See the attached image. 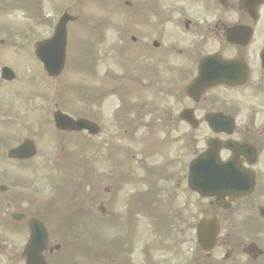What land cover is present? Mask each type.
<instances>
[{
	"label": "flooded vegetation",
	"instance_id": "flooded-vegetation-1",
	"mask_svg": "<svg viewBox=\"0 0 264 264\" xmlns=\"http://www.w3.org/2000/svg\"><path fill=\"white\" fill-rule=\"evenodd\" d=\"M101 1L106 10L97 14L104 24L114 19L117 25L112 33L101 34L102 51L111 53L115 46L132 89L123 105L136 115V129L162 133L160 157L171 172H156L155 153L142 152L141 141L134 169L143 176L174 179L176 192L187 193L189 133L196 132L197 156L215 139L214 160L230 162V175L246 182L239 196L224 193L218 201L162 205L180 213L173 226L180 235L165 242L169 252L158 257L132 251L139 243L127 241L125 251L105 253L102 264H264V0ZM87 26L88 35L101 30L94 18ZM118 158L121 167L124 152ZM33 160H8L0 173V223L5 226L7 221L11 225L13 211L39 217L37 212L55 206V191L51 199L43 198L41 178L14 177L12 162ZM194 222H211L215 228L204 234L215 233V239H201L199 246L195 235L193 242L185 233ZM0 255L8 256L9 264H26L22 254ZM0 264L7 263L0 259Z\"/></svg>",
	"mask_w": 264,
	"mask_h": 264
},
{
	"label": "rangeland",
	"instance_id": "rangeland-1",
	"mask_svg": "<svg viewBox=\"0 0 264 264\" xmlns=\"http://www.w3.org/2000/svg\"><path fill=\"white\" fill-rule=\"evenodd\" d=\"M6 6L12 7V10L8 11L11 12L9 15L13 20H8L5 17L4 12L7 9ZM65 10H70L76 13V15H84L83 12L86 11V5L81 3L80 0H13V4L0 5V30L5 29L4 32L0 33V42L5 40L8 44H15L11 37L12 35L6 31L11 30V27H23V30L18 29L20 32H18L17 35L21 39L20 43H23V45L25 44L23 49H19L18 51L0 50V70L2 67L8 66L13 70L15 69V72L17 71L15 82L6 83L0 81V110H2L0 111V134H8L2 139L7 148L13 145L16 146L24 139L29 138L35 141L37 140V144L41 148L44 147L46 149L48 144H52L55 138L54 128L51 125L53 124L52 114L56 108L78 117H93L94 120L97 121V119H102L104 117L103 110L112 102V99H108V102H104V104L101 105L99 102V96L103 91L101 84H88L85 79V66L82 65L75 52V49H77L79 45L83 46L85 39L78 33L77 26L73 25L71 26L72 29H70L72 31L70 32L71 38L69 41L68 63L60 79H48L33 57V44L52 33V26L58 21ZM14 20L18 23H10ZM88 91L92 92L94 95L91 99L87 98L88 95L90 96ZM113 128V126L107 127L105 135L108 137H116L118 132ZM154 134H158V139H161L162 133L155 132ZM191 134L192 133H190V135ZM196 136L197 134H194V137ZM102 139L103 137L94 139L95 146L100 149L105 142V139L101 141ZM113 141H115V139H113ZM113 141L108 143V148L114 149L116 147L117 142ZM77 142L78 139H74V137H61L56 142L55 149L56 151H60L61 156L70 154ZM132 144V148L137 149L136 142H132ZM141 145V147L147 146L146 143ZM195 146L196 144L194 142L189 143V160L196 155V151L192 149ZM42 152H45L43 148ZM93 160L95 161V166L93 167L95 171L92 175L90 174V177L85 179L90 182L87 186V194L94 196V199L97 196L96 201H99L102 200V196L106 194L105 190L112 189L113 183L117 180H115V174L110 172V165L105 161L104 154H94ZM126 165L127 163L125 166ZM73 166L77 168L74 169L75 175L72 176V173L67 176L68 178L76 176L77 187L80 185L83 186L85 164L76 163ZM13 169H16L15 165H13ZM19 171L21 172L22 170ZM106 171L109 176H106ZM60 178L63 179L66 177L61 173ZM0 181L4 182V179L0 178ZM63 187L69 188L70 184L62 185V190L64 189ZM199 202L196 196L190 194L185 199V203L187 204L195 205ZM118 204L119 210L117 213H122L124 208L121 202L118 201ZM97 207L98 206H95L92 210V219L99 223L102 217L97 211ZM113 209L118 208L113 207ZM156 211L161 210L155 209L154 212ZM174 214H176V212H173V215ZM118 216L119 221L123 223V216ZM51 224L52 226L50 227L53 233L51 245H62L59 253L47 255L48 260L53 264H57V262L61 264H84L85 258H83V255L86 251L100 252L104 250L103 247L105 244L111 245L118 242L117 236L119 235V231H113L111 233L112 239L109 243L95 240V236L102 230L99 229L101 227L97 226L98 224L91 227L90 237L86 242L87 245L77 240L76 242L72 241L74 235L71 234V231L62 228L60 222L56 221L55 223L54 221L51 222ZM4 228L5 227L0 224V246L5 249L9 255L13 254L12 257H15V254L19 255L23 251L28 235L21 225L14 224L9 231L4 230ZM163 228L166 229V227ZM169 232L170 237L176 236L174 228L170 227ZM80 233L77 234L78 237ZM104 233L109 234L105 229ZM191 233V231H188L185 235L189 237ZM70 235L72 238H70ZM168 236L169 235L163 239L161 244V237L157 235L158 250L156 251V255L158 257L162 252H169V250L166 249L165 243L168 240ZM169 240H173V238H169ZM185 241H187V239H185ZM143 245H145V243H143ZM160 245H162L161 249L159 248ZM70 257H78V262L76 260L70 263L62 262L63 259L66 258H68V261ZM7 258L8 256H0L2 261H6V263L9 264L10 261ZM16 263L17 261L14 260V264Z\"/></svg>",
	"mask_w": 264,
	"mask_h": 264
},
{
	"label": "water",
	"instance_id": "water-1",
	"mask_svg": "<svg viewBox=\"0 0 264 264\" xmlns=\"http://www.w3.org/2000/svg\"><path fill=\"white\" fill-rule=\"evenodd\" d=\"M61 25L60 29L56 30L55 37L47 42L40 43L36 46L37 55L39 59L44 63L45 69L48 71L49 75H57L63 67L64 62V38L65 33L61 35ZM62 39V44L61 40ZM65 43V42H64ZM62 122V120H58ZM19 150L14 151L16 154ZM35 224H30L29 228L31 230V239L29 244L25 248V254L28 257V264H46L44 258L41 256L42 252L47 250L48 245V231L43 228V226L36 222H31Z\"/></svg>",
	"mask_w": 264,
	"mask_h": 264
}]
</instances>
